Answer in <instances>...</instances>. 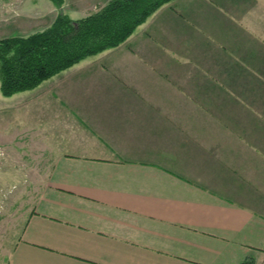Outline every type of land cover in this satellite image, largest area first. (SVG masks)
Instances as JSON below:
<instances>
[{
    "label": "crops",
    "instance_id": "crops-1",
    "mask_svg": "<svg viewBox=\"0 0 264 264\" xmlns=\"http://www.w3.org/2000/svg\"><path fill=\"white\" fill-rule=\"evenodd\" d=\"M8 98L56 147L7 264H264V0H172Z\"/></svg>",
    "mask_w": 264,
    "mask_h": 264
},
{
    "label": "rangeland",
    "instance_id": "rangeland-1",
    "mask_svg": "<svg viewBox=\"0 0 264 264\" xmlns=\"http://www.w3.org/2000/svg\"><path fill=\"white\" fill-rule=\"evenodd\" d=\"M108 1L64 0L57 6L52 0H0V39L44 30L60 13L85 17ZM11 96L3 95L0 77V264L8 263L26 218L47 185L56 147L46 142L38 120L30 119L31 110L23 112L24 99Z\"/></svg>",
    "mask_w": 264,
    "mask_h": 264
},
{
    "label": "trees",
    "instance_id": "trees-1",
    "mask_svg": "<svg viewBox=\"0 0 264 264\" xmlns=\"http://www.w3.org/2000/svg\"><path fill=\"white\" fill-rule=\"evenodd\" d=\"M61 6L64 0H52ZM172 0H110L79 19L60 13L44 30L0 39L1 91L30 90L87 56L123 43L159 7Z\"/></svg>",
    "mask_w": 264,
    "mask_h": 264
}]
</instances>
